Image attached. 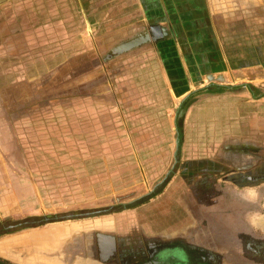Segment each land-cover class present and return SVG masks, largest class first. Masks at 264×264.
Instances as JSON below:
<instances>
[{
    "label": "crops",
    "instance_id": "0c3cea01",
    "mask_svg": "<svg viewBox=\"0 0 264 264\" xmlns=\"http://www.w3.org/2000/svg\"><path fill=\"white\" fill-rule=\"evenodd\" d=\"M6 8L14 10L6 18L9 24L33 25L38 30L50 26L58 29L55 30L58 35L64 33L61 27H87L81 32L91 36V63L75 61L50 71L40 81L44 86L41 91L87 89L91 92V152L93 147L104 154L116 148L115 152L120 154L135 155L141 176L149 171L148 174L157 178L149 189L131 199L132 203L85 211L91 205L79 203L77 164L56 162L55 168L50 165L47 170L73 171L69 175L57 174L61 177L47 172L46 181L42 179L41 185L58 187L45 188V195H52L48 197L51 200L59 198L63 204L39 213L48 218L26 225L22 237L10 240L7 246L0 243V254L1 250L7 251L8 256L0 257L1 261L124 264L122 261L127 258L120 255L119 233L124 234L126 242L130 238L127 234L134 229L141 236L164 231L144 228V216L138 217L144 210L141 207L162 197L161 202L168 201L167 211L158 205L152 215L167 217L169 221L162 220L161 224L169 232L186 229L191 216L185 205H177L182 202V193L192 185L214 178L234 186L233 196L238 199L234 198L230 205L233 226L245 227L237 218L252 206L249 211H263L255 215L258 218L255 224H259L255 228H261L264 223L261 209L264 207L261 205L264 202V0H0V10ZM22 35L26 40L25 29ZM13 37H8L9 57L19 56L18 49L12 48ZM138 39L144 40L118 52L123 44ZM101 56L119 59L118 83L110 81ZM135 59L134 65L131 64ZM82 76H87L90 86L71 85L79 83ZM43 100L41 105L54 103L53 98ZM109 131H114L113 137L119 139L114 146L112 142L106 146V142L96 139L107 136ZM93 159L97 161L98 157ZM96 163L91 171L97 170ZM105 168L108 169L104 161L100 169ZM14 185L7 183L8 187ZM86 185L91 187V182ZM63 186L75 188L65 197V191L59 188ZM250 189L255 195L245 200L242 192ZM87 191L89 197L84 201H91V189ZM17 192L9 188L0 196L3 199L0 223L9 220L11 214L4 211L13 209L14 202L10 200L14 201ZM133 211L141 225L136 223L128 230L118 226L117 218ZM50 214L59 215L50 217ZM95 221L99 229H91ZM177 259L203 261L202 257Z\"/></svg>",
    "mask_w": 264,
    "mask_h": 264
},
{
    "label": "rangeland",
    "instance_id": "374dc122",
    "mask_svg": "<svg viewBox=\"0 0 264 264\" xmlns=\"http://www.w3.org/2000/svg\"><path fill=\"white\" fill-rule=\"evenodd\" d=\"M10 12L14 10L10 11L7 8L0 10V196L9 188L17 189L18 192L13 197L14 201L10 200V203L14 202L13 209L4 211L11 214L9 220L0 223V243H4L5 246L10 240L22 237L26 232L24 231L26 225L39 223L48 218L40 215L41 213L50 208L57 209L63 204L59 198L51 200L49 198L52 195L46 196L44 193L45 188L56 190L58 187L41 185L42 179L46 181L47 172L52 173L54 177H61L57 175L60 173L69 175L73 172L61 168L46 169L50 165L55 168L53 166L56 162L77 164L79 169L76 172L80 174L79 203L81 206L91 205V208H86L89 210L85 211L104 205L120 206V203H129L131 199L149 189L157 178L151 173L148 174L149 171H145L144 176H141L137 161L134 160L135 155L120 154L115 152L116 148L104 154L99 153L98 147H93L91 152V92L86 91L87 89L41 91L44 86L40 81L50 71L63 64L71 65L75 61L76 63L80 61V64L91 63V36L82 34L87 27L81 25L61 27L60 31L64 30V33L58 35L59 33L55 31L58 29L50 26L38 30V27L33 25L25 27L9 24L6 18ZM24 29L26 40L22 35ZM8 37H13L12 48L18 49L16 54L19 56H7L11 46ZM113 58L100 57L111 76L110 81L116 84L120 81V63L119 59L114 61ZM135 62L136 59L131 64L134 65ZM71 85L88 87L91 81H88L87 76H82L79 83ZM45 98H53V105H41ZM107 133V136L102 135L96 139L106 142V146L110 142L112 146L115 145L114 142H119V139L113 137L116 134L114 131ZM93 157H98L97 161ZM104 161L108 169L102 170L100 167ZM93 163L97 166L95 172L91 171V166L95 165ZM94 181L96 185H93ZM86 182H91V187L90 185L87 187ZM7 183L16 185L8 187ZM59 188L65 191L63 194L68 197L71 189L75 187ZM233 188V185L220 178L190 186L185 194L182 193L183 199H180L182 202H178L177 205L187 207L191 224L186 229L174 232L167 231L164 229L167 228L164 223L161 224L162 220L169 221L167 217L164 219L152 215L154 207L157 208L158 205L166 212L168 201L161 202V197L141 207L144 210L138 213V217L141 214L144 216L142 220L144 228L164 231L141 236L136 235L134 229L127 234L130 238L126 242L124 234L118 232L117 244L121 248V257L129 258L131 253L137 254L135 251L131 252L129 248L125 249V244L135 249L139 246L147 247L148 243L151 244L150 247L161 248L169 243H176L174 246L177 256L202 257L210 260L176 261L177 264H264V223H261V228H255L259 226L255 224L258 222L255 215L263 211H249L252 209L251 206L237 218L245 227L233 226L230 205L234 198L238 199L237 196H233ZM89 189L91 201H84L89 197L87 191ZM254 193L253 189L244 190L242 198L252 199ZM261 205L264 206V202ZM261 209L264 210V207ZM58 215L50 214V217ZM117 220L118 226L128 230L136 226L137 215L133 211L119 216ZM189 222L188 219L186 225ZM137 224L141 225L139 221ZM97 225V221L92 222L91 229H99ZM6 252L1 250L0 257H8L5 255ZM155 255L169 256L167 251Z\"/></svg>",
    "mask_w": 264,
    "mask_h": 264
},
{
    "label": "flooded vegetation",
    "instance_id": "af4514ba",
    "mask_svg": "<svg viewBox=\"0 0 264 264\" xmlns=\"http://www.w3.org/2000/svg\"><path fill=\"white\" fill-rule=\"evenodd\" d=\"M174 244L176 243H169L164 248H161L160 246L150 247L151 244L148 243L147 247L139 246V247H135V249H131L132 247L131 245H130L131 247H129V245L128 246L125 245L124 247L129 248L131 252L133 251L137 252V254L131 253L132 254L131 257L127 258L126 261H122V262L124 264H150V263L151 264H177L176 261H182V260L177 259L181 256H177L176 246H174ZM166 251L168 252V255H169L168 257H158L155 255V253L157 255L164 254V252ZM202 260L210 261L207 258H202ZM163 261H166V262L163 263ZM0 264H12V263H6L0 260Z\"/></svg>",
    "mask_w": 264,
    "mask_h": 264
},
{
    "label": "water",
    "instance_id": "95a60500",
    "mask_svg": "<svg viewBox=\"0 0 264 264\" xmlns=\"http://www.w3.org/2000/svg\"><path fill=\"white\" fill-rule=\"evenodd\" d=\"M144 39H138V40H134L131 41L129 43H125L122 46L119 47L118 52L124 51L126 49L132 48L137 46L138 44H140Z\"/></svg>",
    "mask_w": 264,
    "mask_h": 264
},
{
    "label": "trees",
    "instance_id": "16d2710c",
    "mask_svg": "<svg viewBox=\"0 0 264 264\" xmlns=\"http://www.w3.org/2000/svg\"><path fill=\"white\" fill-rule=\"evenodd\" d=\"M7 221V220H6Z\"/></svg>",
    "mask_w": 264,
    "mask_h": 264
}]
</instances>
